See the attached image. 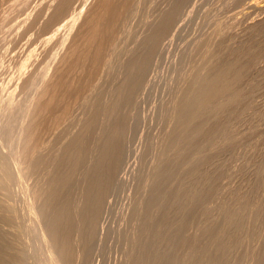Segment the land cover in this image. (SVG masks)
Returning a JSON list of instances; mask_svg holds the SVG:
<instances>
[{"label":"bare ground","instance_id":"obj_1","mask_svg":"<svg viewBox=\"0 0 264 264\" xmlns=\"http://www.w3.org/2000/svg\"><path fill=\"white\" fill-rule=\"evenodd\" d=\"M145 1L0 0V264H46L37 257L43 251L34 252L39 238L46 242L48 264H80L76 255L87 252L122 168V140L131 125L127 114L117 124L110 119L121 114L139 80L126 77L112 99L95 90L121 26L138 21ZM183 1L153 9L142 40L156 48L164 37H174L184 25L177 22ZM248 7L264 10V0ZM245 8L239 12L247 16ZM256 18L244 24V33L239 30L237 44L230 35L236 39L238 23L228 19L196 48L198 59L183 76L169 129L160 136L162 149L155 147L160 160L151 173V201L143 203L144 218L138 217L144 219L138 233L145 236L139 240L131 230L139 242L132 256L127 253L130 264L264 263V137L251 98L264 83V19ZM143 66L136 59L128 70L139 74ZM76 106L90 111L75 115ZM257 135L260 144L248 150L255 164L247 167L243 183L234 181L239 169H228L226 157ZM15 186L26 200L23 214ZM36 227L41 237L33 235V249L34 237L26 233Z\"/></svg>","mask_w":264,"mask_h":264},{"label":"rangeland","instance_id":"obj_2","mask_svg":"<svg viewBox=\"0 0 264 264\" xmlns=\"http://www.w3.org/2000/svg\"><path fill=\"white\" fill-rule=\"evenodd\" d=\"M169 1L171 0H158V4L155 6V8H154L155 2L153 0H147V2L145 1L137 13L136 18H138V21L129 22L121 26L116 48L114 47V49L112 50L110 61L104 67L105 75L98 82L99 88H97L96 90L94 89L95 91L102 90L106 97L112 99L114 96V88L118 84H120L126 77L132 75L134 78L139 80V84L134 95L131 98H128V100H125L123 102L124 104L121 114L119 116H114L110 119V122L112 124L113 123L117 124L119 122H122V118L124 115L126 114L130 115L129 123L131 125L128 129L126 137L122 140L123 150L125 149L124 150L125 152L122 157V168L116 175V179H115L116 185H114V188H112L113 187L112 185L111 186L112 189L110 188L109 189L110 191H108L107 193V195H109V193L113 190L109 195L110 197L106 196V198L109 201L108 202L105 201L106 203L103 204L102 213H101L103 219L100 218L99 223L100 222L101 223L100 224L98 223L99 226L96 231V234H98L99 236L95 234V236L91 241V243L93 242L94 244L89 243L90 245L87 247L89 251L87 250V252H83L82 255L81 253H78V255H76L77 260H75V262L78 260H79L78 262L80 261L85 262L84 264H87V262H89L90 264L93 263L94 264L97 263L98 264H119V263L130 264V262H132V259L130 257L132 256V251L134 250L133 252H135V246L138 244L137 242H139V240H143V237L145 236V233L142 234L141 232L142 230H139V233H141L142 235L139 236L138 233V228L141 225H143V223H141L140 221L144 220V219L140 220L144 218V213H142V215H140V213L148 212V209L146 210L147 206L144 207L146 211L144 210L143 206L146 205V202L150 200V197L152 195L151 183L153 185L155 183L154 181L156 180V179L154 180V175L152 177L151 173H153L154 167L158 164L157 161L160 160V158L158 157V154L160 153V152L158 153V151H161L162 149V145L161 144L159 145L162 139V137L160 136L164 135V133L169 129L168 118L170 117L173 107L177 102L178 94H179L178 92H180L179 90L182 88V86H184L183 76L185 72L189 71L191 66H193L196 60L198 59L195 54L196 48L200 49L202 47L204 42L203 38H206L209 35V33L211 34V32L214 30L217 23L219 22L223 23V21H225L224 23H226L228 19H231L233 21L235 20V22L238 23L239 26L238 25L234 26L235 28L237 27L238 28L233 29L235 30L234 33H236L237 31V33L235 34L236 39L235 36L230 35V40L231 37H233L230 42H232V44L234 42H235L234 44H237V41H239L238 39L241 38V36H243L242 33H244L245 23H247L245 24L246 27L248 24L255 21V17H257L256 20L257 19L259 20L261 17L264 19V14H263L264 10L260 8L259 9L256 8L254 10L255 7L254 8L248 7L252 0H247V1L246 0L244 1L243 0H237V1L236 0H192V1L190 0L191 3L188 2L189 0H185L186 3H184L183 1V4L181 5L182 9L180 8L181 9L180 11H182L184 15L183 16L180 15L183 14L181 12H179L178 14L179 16L177 15V19L178 18H179L178 20L181 19L180 21L177 20L178 25L180 24L179 26L178 25L177 26L181 27V24L184 23V25H182V27L183 26L184 27L179 28L180 31L178 30V28H176L178 32L174 37H172L171 35L172 39L170 35H168L169 39H165L166 40L165 41L164 40L165 37H164L162 39L163 42H161L160 45L154 48L149 43H146L142 40L143 34L146 31V27L144 26V23L146 20H148L149 16L152 14L153 9L156 11L155 13H157L158 10L164 8L166 4L169 3ZM239 3L240 5H238ZM19 5L22 6L24 5V3L23 2L19 3L18 6ZM21 6L19 7L23 8V6L22 7ZM242 8H245L246 12L250 11L248 13L250 16L249 15L245 16L246 14L239 12ZM256 10L258 11L254 12ZM239 13H240L239 16L240 18L237 17ZM250 13L251 14L253 13V15H251ZM257 15H260V18ZM244 16L245 17L249 16V17L244 18ZM9 18L11 19L12 16ZM239 19H241V22L242 21L244 22H242L241 24ZM231 20L230 21L228 20L227 22L230 23ZM241 28L243 29L241 30ZM239 30L241 32L243 31L241 33V36ZM0 33H1V29H0ZM168 36H166V38H168ZM233 39H235V41ZM147 52H149V56H147ZM150 52L153 53L150 55ZM136 59L140 60V62L142 63L144 62V66L141 70V73L130 74L128 70V64ZM263 79L264 78H262L260 81L264 82ZM254 88H256L255 91L254 89H251L252 91L250 90L251 92L253 91L255 92V93L253 92L254 94L252 95L251 98H253L252 99L253 101L255 100L254 103L258 107L257 112L258 115L260 116V119L257 118L256 120L254 119V121L255 122L257 121L256 124L257 123L258 124L256 126H259L258 128L260 129V132L262 130L263 132L262 135L264 137V83L261 84L258 83L257 87ZM251 92L248 93L251 95L252 94ZM91 96L95 97L96 93L93 92ZM256 102L258 103V105ZM86 109L82 110V107L76 106L75 115L78 114L83 115L86 114L87 111L88 112L90 111V109L89 110ZM79 125L80 122L73 124L74 132H76L79 129ZM259 137L260 136L257 135L253 140L247 142L243 141L239 145L236 154L233 155L234 157L232 156L233 159L229 158L230 156L226 157L228 169L229 166H231L232 168L239 169V173H237L236 176L235 175L233 176L234 181L240 180L243 183L246 178L247 167H251L253 166V164H255V158H253V156L248 153V150L253 148L256 143L260 144L261 140ZM158 138L160 139V141ZM156 146H160V147H156ZM155 147L161 149L158 150ZM154 148L156 149V151ZM153 153H156L157 155L155 154L156 155L155 156ZM230 171H232L231 168ZM145 178L148 180V183ZM162 178L160 179V181L162 180ZM27 180L30 181L32 180V178L31 179L28 178ZM224 180H226V178ZM28 181L26 182L27 184L29 183ZM151 181H153L154 183ZM149 185L150 188H148ZM140 186H142L145 190L146 189L147 190L145 191ZM17 187L19 186H15V190H16L15 192H17L15 193V195L19 196L20 198L16 196L18 199H16L15 197L16 199L15 201L17 205L20 206L19 210L20 212L23 211L22 212L23 214L26 211V200L23 192L20 190L21 187L18 188V190ZM134 190L135 191L138 190L136 193L138 192L139 193L134 194L135 193ZM139 195L141 196L140 202H138L139 197H136ZM147 198L149 200H147ZM135 199L137 200L138 204L136 203ZM19 202H21L20 204L23 206H21ZM132 204L135 208H133ZM135 204L137 205L135 206ZM132 212H135V217L133 218L132 216H134V213ZM138 217L141 218L139 219ZM134 220L136 222H134ZM137 221L139 222V225ZM131 222H133V224ZM263 222L264 221H262V224ZM100 225L102 228L100 227ZM134 226L136 227L137 231ZM36 229L37 227L35 228V231L33 228L31 229V231H27L26 235L27 236L29 235L28 237V239L30 238L29 240H31L32 237H34L33 235H35V237L36 236L41 237L39 236V234H37L39 232V229L38 230ZM99 230H100V234H99ZM131 230L133 233L136 234L138 233L137 235L136 234L135 235L141 239L138 240V238L131 233ZM29 232H33V233L30 234ZM129 234L131 236L130 237L131 240L129 238ZM96 236H98V238ZM35 237L33 238L34 241L32 240L30 241L31 243L33 242L31 244L32 248L36 246L35 241L38 237H36V239ZM125 237L126 238L128 237L129 239L128 238L125 239ZM134 237H136L135 238L136 240L134 239ZM39 239L37 240L38 244L36 243L38 247L37 246L35 247L34 252L39 251L38 253H36V255H39V253L43 251L37 257L38 259L40 258V256L41 258L43 257L42 261L48 264L47 258H49V251L46 249V242L45 240H43V238L40 239L41 241ZM93 240H98L99 242L98 241L94 242ZM128 241L131 242L129 243ZM133 241H135L136 243ZM127 244L128 245L130 244L131 247L133 245V248L130 249L131 248V247L129 248L130 245L128 246ZM94 247L96 248V250L93 249ZM127 247L128 249L126 252ZM91 249L92 251L94 250L93 253L95 254V256L94 254L93 256L91 255L92 254ZM127 253L131 255L129 256ZM86 254L87 255L89 254L88 258ZM84 256L85 258H87V260L84 258ZM121 256L122 258L123 257L124 258L122 259ZM89 257H91L92 261H90L91 259ZM124 259L126 262H124ZM81 262L80 264H83V262L82 263ZM76 264L79 263L76 262Z\"/></svg>","mask_w":264,"mask_h":264}]
</instances>
